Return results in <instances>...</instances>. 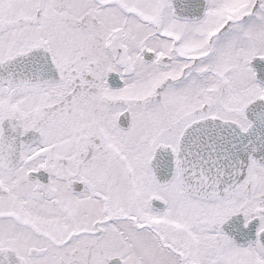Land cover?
I'll list each match as a JSON object with an SVG mask.
<instances>
[{"label":"snow or ice","instance_id":"snow-or-ice-1","mask_svg":"<svg viewBox=\"0 0 264 264\" xmlns=\"http://www.w3.org/2000/svg\"><path fill=\"white\" fill-rule=\"evenodd\" d=\"M0 264H264V0H0Z\"/></svg>","mask_w":264,"mask_h":264}]
</instances>
